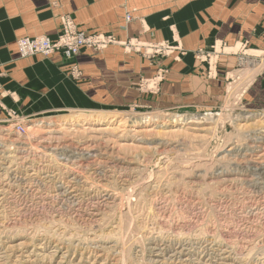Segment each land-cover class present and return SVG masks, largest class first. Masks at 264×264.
<instances>
[{
  "label": "rangeland",
  "instance_id": "374dc122",
  "mask_svg": "<svg viewBox=\"0 0 264 264\" xmlns=\"http://www.w3.org/2000/svg\"><path fill=\"white\" fill-rule=\"evenodd\" d=\"M222 2L236 27L209 22L190 46L63 14L45 36L53 50L27 56L60 67L65 99L28 111L0 89V264H180V248L190 264H215L221 248L233 264H264V0ZM134 19L126 8L125 27ZM112 46L141 67L91 98L81 59Z\"/></svg>",
  "mask_w": 264,
  "mask_h": 264
},
{
  "label": "crops",
  "instance_id": "0c3cea01",
  "mask_svg": "<svg viewBox=\"0 0 264 264\" xmlns=\"http://www.w3.org/2000/svg\"><path fill=\"white\" fill-rule=\"evenodd\" d=\"M222 5V0L213 4L212 0H0V89L6 93L3 103L15 104V91L19 94L18 102L28 111L31 107L46 108L48 98L54 102L65 99V81L60 67L41 57L21 58L16 43L22 36L56 37L63 14L71 15L90 31L113 33L118 38L138 35L145 40L169 39L177 33L186 35L185 44L190 46L209 22H214L221 34H227L229 26L230 29L236 27L226 22L228 17L219 16ZM234 7L229 11L231 16L238 11ZM126 8L134 10L135 19L125 27ZM203 12L215 14L216 20L201 19L199 15ZM251 20L244 23L247 29ZM184 59L186 63L175 65L177 70H182V75L172 71L170 83L186 78L184 70L190 68L191 57ZM81 61L88 79L86 95L94 99L96 94L106 93L105 84H131L132 77L126 72L136 71L142 64L137 56L126 57L119 46L110 47L103 56L87 55ZM127 95L129 97L120 99L128 101L136 96V91L130 89Z\"/></svg>",
  "mask_w": 264,
  "mask_h": 264
},
{
  "label": "built area",
  "instance_id": "2783aa9c",
  "mask_svg": "<svg viewBox=\"0 0 264 264\" xmlns=\"http://www.w3.org/2000/svg\"><path fill=\"white\" fill-rule=\"evenodd\" d=\"M18 50L22 57L31 55H45L51 52L54 48L48 37H22L18 39Z\"/></svg>",
  "mask_w": 264,
  "mask_h": 264
},
{
  "label": "bare ground",
  "instance_id": "6f19581e",
  "mask_svg": "<svg viewBox=\"0 0 264 264\" xmlns=\"http://www.w3.org/2000/svg\"><path fill=\"white\" fill-rule=\"evenodd\" d=\"M23 37V36H22ZM18 45V44H17ZM38 118V117H37ZM147 119V118H146ZM27 121H32V119H29ZM67 121V120H66ZM190 122H193V120H191ZM12 129V128H11ZM11 131V130H10ZM255 135V134H254ZM264 135V134H263ZM254 145V144H253ZM231 148V147H230ZM229 148V149H230ZM165 239V238H164ZM170 241V240H169ZM160 243V242H159ZM166 245V244H165ZM168 245V244H167ZM211 245V244H210ZM161 247V246H160ZM110 248V247H109ZM214 248H216L214 246ZM153 250V247L151 248ZM206 250V249H205ZM7 251V250H6ZM30 252V251H29ZM43 252V251H42ZM95 252V251H94ZM159 252V251H158ZM156 253L155 252V257H156V261H159L160 262V253ZM175 252V255L179 256L180 258V264H190L193 260V254L192 252H190L189 250L185 249V248H180L179 250H176L174 251ZM219 253L217 254V257H216V261H215V264H233L230 260H231V257H230V254L229 252L227 251V249H224V248H221L219 249L218 251ZM40 253V252H39ZM92 254V253H91ZM163 254V253H162ZM173 255V253H172ZM232 255V254H231ZM30 255H28L29 257ZM170 256V255H168ZM259 257V256H258ZM168 258V257H167ZM150 259V258H149ZM152 259V258H151ZM171 259V258H170ZM162 260V259H161ZM164 260V259H163ZM173 260V259H172ZM177 260V259H176ZM213 260V259H212ZM201 261V260H200ZM27 262V261H26ZM158 262V263H159ZM172 262V261H171ZM198 261H196L197 263ZM205 262V261H204ZM83 263V262H82ZM161 263V262H160ZM201 263V262H200ZM203 263V262H202Z\"/></svg>",
  "mask_w": 264,
  "mask_h": 264
}]
</instances>
